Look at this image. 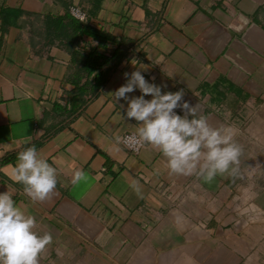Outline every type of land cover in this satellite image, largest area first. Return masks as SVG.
I'll list each match as a JSON object with an SVG mask.
<instances>
[{
	"label": "crops",
	"instance_id": "obj_1",
	"mask_svg": "<svg viewBox=\"0 0 264 264\" xmlns=\"http://www.w3.org/2000/svg\"><path fill=\"white\" fill-rule=\"evenodd\" d=\"M72 6L120 44L84 36L73 47L117 50L96 90L47 20L72 14ZM136 69L166 85L162 92L184 89V101L198 104L213 126L234 127L242 179L207 184L170 174L150 145L138 154L115 145L136 121L121 119L127 103L108 94ZM31 145L58 173L44 201L13 180L18 153ZM77 169L88 179L73 184ZM6 191L35 217L34 231L53 237L39 264H264V0H0Z\"/></svg>",
	"mask_w": 264,
	"mask_h": 264
},
{
	"label": "clouds",
	"instance_id": "obj_2",
	"mask_svg": "<svg viewBox=\"0 0 264 264\" xmlns=\"http://www.w3.org/2000/svg\"><path fill=\"white\" fill-rule=\"evenodd\" d=\"M142 71L124 73L126 83L108 94L114 101L123 99L127 103L126 112L119 113L121 119L136 121L135 125H127L135 133L127 137L116 135L115 145L128 141L139 147L150 145L161 152L170 174L195 176L207 184L217 176L226 175L233 182L242 179L244 148L235 138L234 127L213 126L206 115L200 114L198 104L184 101V89L162 92L166 85L149 83ZM137 89L140 96L127 95ZM57 175V169L41 158L35 145L20 151L13 166V180L23 186L32 201L49 198L57 186ZM87 179V174L77 169L72 182L78 184ZM138 184L134 180L132 186L139 193ZM36 224L35 217L26 214L8 191L0 193V264H39L40 255L53 237L48 232L41 235L34 231Z\"/></svg>",
	"mask_w": 264,
	"mask_h": 264
},
{
	"label": "trees",
	"instance_id": "obj_3",
	"mask_svg": "<svg viewBox=\"0 0 264 264\" xmlns=\"http://www.w3.org/2000/svg\"><path fill=\"white\" fill-rule=\"evenodd\" d=\"M47 20L51 28V33L54 34L53 37L58 39V45L77 57V60L81 63V66L78 68L79 72L83 75L94 76L95 81L93 84L89 82V86L93 90L98 89L103 83L101 78V76H103L102 68L112 57H115L117 50H112V54L106 56L103 51H99L96 46H86L84 43L85 46L88 47L87 50H74L73 47L75 44L84 41V36L92 37L98 41L100 46L107 43L106 40L108 39L115 44L117 41L110 34L91 26L88 21H86L87 19L83 21L79 20L69 12H66L64 15H49ZM71 45L72 48L70 47ZM80 92H83V90L81 89L78 93L80 94Z\"/></svg>",
	"mask_w": 264,
	"mask_h": 264
},
{
	"label": "built area",
	"instance_id": "obj_4",
	"mask_svg": "<svg viewBox=\"0 0 264 264\" xmlns=\"http://www.w3.org/2000/svg\"><path fill=\"white\" fill-rule=\"evenodd\" d=\"M71 13L79 20H85L86 19V14L78 7L76 6H72L71 7ZM135 132H127L125 133L122 137H127L130 136L132 134H134ZM127 150L131 151L134 154H138L142 147H139L137 145H135L132 141H128L127 143L122 142L121 143Z\"/></svg>",
	"mask_w": 264,
	"mask_h": 264
}]
</instances>
